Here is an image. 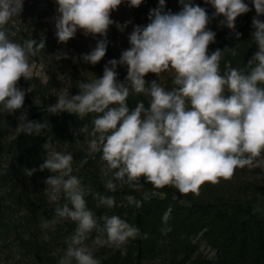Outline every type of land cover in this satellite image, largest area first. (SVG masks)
I'll return each mask as SVG.
<instances>
[{
	"label": "clouds",
	"instance_id": "obj_1",
	"mask_svg": "<svg viewBox=\"0 0 264 264\" xmlns=\"http://www.w3.org/2000/svg\"><path fill=\"white\" fill-rule=\"evenodd\" d=\"M57 13L56 36L66 43L78 29L87 36L99 34L96 46L82 55L84 62L96 64L105 56L109 41L107 32L112 24L124 31L130 21L120 24L111 12L124 0H55ZM138 7L143 0H128ZM179 12L166 11V0L150 10L146 26L136 25L128 39L130 48L122 51L119 59L109 60L103 75L91 80H80L78 94H60L47 112L68 111L81 118L96 113L88 132L90 152H101L106 162L104 176H111L105 186L116 189L114 181L133 185L143 177L155 187L173 185L181 193L196 192L205 181L217 182L230 178L235 169L264 164L254 158L264 152V0H251L257 16L253 18V40L258 50L248 60V70L226 65L220 71V60L225 52L236 55V47L217 48L208 52L216 33L207 28L209 14L194 0H179ZM214 7V15H222L221 25L235 32L236 19L251 9L245 0H206ZM24 0H0V113H14L24 105L29 89L17 87L21 77H31L30 59L37 48H44V40H26L23 45L11 40L5 25L21 15ZM57 56L56 59H60ZM127 66L123 82L117 79V68ZM175 71L173 87L166 89L156 79L146 81L149 72L159 74ZM148 85V86H146ZM130 93H145L150 103L143 101L130 109ZM24 133L41 134L48 128L47 121L29 120L27 113L19 117L18 125ZM61 149L51 138L43 145L46 150L39 170L48 169L56 175L45 183L50 201H58L63 191L67 203L57 204L56 216L76 222L68 247L58 264H101L83 241L95 229L96 244L121 247L135 238L140 229L118 215L104 216L98 223L94 212L87 207L85 189L79 178L72 175L73 155ZM37 169H27L31 176ZM57 173H59L57 175ZM99 196V203L112 207L113 197ZM129 202L136 203L132 196ZM147 199V197H145ZM171 209L163 215L167 222ZM49 221L42 218L41 226ZM106 237V238H104ZM123 254V252H122Z\"/></svg>",
	"mask_w": 264,
	"mask_h": 264
},
{
	"label": "trees",
	"instance_id": "obj_2",
	"mask_svg": "<svg viewBox=\"0 0 264 264\" xmlns=\"http://www.w3.org/2000/svg\"><path fill=\"white\" fill-rule=\"evenodd\" d=\"M128 3V0H126ZM249 4L250 11L241 14L236 19V31L240 32L239 38L235 32L221 25L224 19L222 15H214L215 9L206 0H194L195 4L204 7L210 17L207 28L216 33L215 42L210 43L208 52L217 48L238 47L236 55L225 52L220 60V71L223 73L226 65L248 70V60L258 50L253 40L254 31L252 21L257 16L251 0H245ZM159 0H143L138 7L130 6V12L137 25L146 26L150 23V10L158 6ZM182 8L179 0H166L165 10L173 13ZM264 20V16H260ZM99 38V39H103ZM92 41L96 45L97 40ZM109 41L105 56L100 61L104 70L105 64L115 58H120L115 41L107 36ZM117 79L123 82L127 76V66L120 65L117 68ZM23 89V88H21ZM77 90L75 94H78ZM31 101V95L26 93L24 105L14 113H0V247L14 245L19 241H30L41 245L44 256L33 264H58L60 257L68 247V238L74 233L76 222L56 216L57 204L67 203L65 196L58 201H50L46 193L48 186L45 181L53 172L39 166L44 162L46 150L43 145L49 138L67 139L72 136L73 130L80 123H87L92 127V119L98 115L89 113L83 118L75 113L61 111L49 113L45 110H37L32 105L27 107L26 101ZM143 101L145 107L149 106L144 93H130L127 103L130 109L135 108L138 102ZM26 112L28 119L48 123V128L41 134L24 133L22 129L14 137L4 138L9 132L14 131L19 123L20 115ZM87 166L83 168L82 176L84 184L88 185L85 194L87 207L98 218L118 215L131 225L140 229L135 238H129L121 247L107 244L94 243L97 231L93 229L83 243L88 246L101 264H144L154 259L161 249V241L169 240L175 248H183L185 255L178 259L172 258L171 264H264V211L257 207H245L237 211L218 207L214 204L182 202V195L176 196L170 185L155 187L143 177L139 179L142 191H158L162 196H145L138 192L136 183L126 186L127 195L120 194L119 186L110 190L105 186L106 177L95 161L86 158ZM37 169L31 176L24 171ZM117 184V181H114ZM255 190L264 197V186H256ZM100 196L113 197L115 203L112 207L99 203ZM132 196L136 203L129 202L127 197ZM171 209L167 222L163 221V215ZM42 218L49 221L48 227H42ZM205 232L208 242L216 248V259H207L201 256H193L195 248L191 237ZM106 238V237H104ZM23 249V256L33 259L30 250ZM123 252V254H122Z\"/></svg>",
	"mask_w": 264,
	"mask_h": 264
},
{
	"label": "rangeland",
	"instance_id": "obj_3",
	"mask_svg": "<svg viewBox=\"0 0 264 264\" xmlns=\"http://www.w3.org/2000/svg\"><path fill=\"white\" fill-rule=\"evenodd\" d=\"M57 7L55 0H24V9L21 15L13 17L5 25L9 38L21 45L30 39H35L37 42L43 39L45 42L46 46L37 48L35 55L30 59V79L26 80L21 77L17 82V87L23 88V90H30L26 92L31 95V101L27 100L25 102L27 107L34 105L38 111L45 110L50 104H55L58 99L57 95H75L76 91L80 90L77 87L80 80L99 78L104 71L100 66V62L92 64L84 62L82 59L83 54L89 53L96 46L92 41L102 38L99 34L86 36L83 30L78 29L75 37L66 43L58 41L55 34V18L58 15ZM111 18L120 24L131 22L124 31H120L114 23L110 25L107 32V36L115 41L116 49L121 55L123 50L131 46L128 37L137 22L131 14L126 0L111 12ZM57 56L61 58L56 59ZM174 77L175 71L170 68L159 74L149 72L146 74L145 79L149 82L156 79L157 83L171 90L175 87L173 84ZM144 95L148 103H150V96L145 93ZM85 127L89 131L91 130L89 124L80 123L74 128L70 138H55L53 143L57 144L61 149L64 148V144H67L65 150L73 155L72 175L79 178L87 193L89 187L84 184V177L82 176L83 168L87 166L86 158L95 161L101 170L106 167V162L101 159V152H90L89 140L91 137L88 132L82 131ZM20 129L17 126L14 131L9 132L4 138L14 137ZM257 160L264 161V152L254 158V165ZM53 175H56V173H53ZM139 179L135 181L136 189L139 193L145 197L162 196V193L158 191H142ZM116 185L119 186L120 194L127 195L124 183L117 181ZM170 186L176 196L182 195V202L185 204H214L233 211L245 207H257L264 211V197L255 190L256 186H264V164L237 168L230 178L221 177L215 183L205 181L196 192L181 193L173 185ZM59 196H65L63 191L59 193ZM191 242L195 248L193 256L216 259L217 250L208 242L204 231L191 237ZM160 244L159 254L154 259L144 262V264H171L173 257L180 259L185 255L183 248H175L169 240H162ZM25 247L31 251L30 254H32L33 259L23 256L22 248ZM44 254V249L41 245L32 243L29 240L25 242L19 241L14 245L4 248L0 247V264H33L40 261ZM186 264H189V262Z\"/></svg>",
	"mask_w": 264,
	"mask_h": 264
}]
</instances>
